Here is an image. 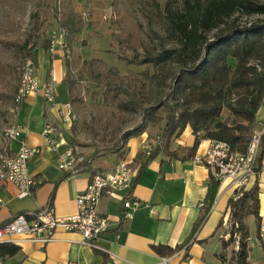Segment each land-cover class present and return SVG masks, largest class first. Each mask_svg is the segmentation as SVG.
Segmentation results:
<instances>
[{"label":"crops","instance_id":"1","mask_svg":"<svg viewBox=\"0 0 264 264\" xmlns=\"http://www.w3.org/2000/svg\"><path fill=\"white\" fill-rule=\"evenodd\" d=\"M56 54L50 58L47 52H38L33 59L34 71L40 82L55 77L56 72L59 79H63V59L59 53ZM57 101L65 102L61 100L59 91ZM47 117L58 122L57 108L45 103L38 92L28 94L15 115L28 144L40 149L28 158L26 168L30 175L41 180V184L30 196L20 198L16 196L17 189L13 184L0 182V198L4 201L0 208V225L18 213H35L47 207L61 216L75 213L76 196L85 188L92 174L99 168H111L117 161L126 160L137 167L131 190L114 196L104 194L98 204V210L109 222V229L100 243L114 256L85 245L77 232L57 229L53 240L45 244L22 237H16L14 243H2L19 248L13 255L0 254L4 264H221V252L229 259L236 251L235 242L222 247V241L227 242L230 238L223 221L229 217L232 190L226 182L220 184L216 181L206 165L193 161L196 154L202 156L205 153L209 139H201L194 155L189 156L195 136L190 126H186L169 143V151L177 156L159 152L147 160L142 152L143 146L148 142L155 143V140L144 130L127 140L123 159L118 154L111 161L93 159L82 170L68 175L69 172L60 170L58 164L70 143L67 135L59 130L54 135L57 147L48 145L43 135ZM263 127L264 96L255 114L253 130L261 132ZM2 146L0 157L13 154L19 143L13 140L4 142ZM261 159L264 163V151ZM255 184L258 187V213L260 221L264 222V164L248 190ZM123 195H129L127 199L139 203L132 218L125 220L121 218ZM244 223L249 237L254 238L259 231L254 215H246ZM154 246L176 250L164 255ZM248 264H264L262 244L256 243L248 248Z\"/></svg>","mask_w":264,"mask_h":264},{"label":"trees","instance_id":"2","mask_svg":"<svg viewBox=\"0 0 264 264\" xmlns=\"http://www.w3.org/2000/svg\"><path fill=\"white\" fill-rule=\"evenodd\" d=\"M175 3L176 0H166L161 18L167 36L176 39L178 45L159 49L146 47L143 53L124 57L128 64L147 65L152 70V73L149 68L143 71L146 82L140 91L119 77H106L105 91L112 95L119 110L139 115L144 122L161 128V138L147 160L159 152L177 156L169 151V143L186 126H190L195 136L189 156L194 155L201 139L225 141L233 149L244 151L264 96V17L242 25L235 15L239 12L246 16H264V0H183L180 10ZM153 5L158 4L153 1ZM60 8L65 25H70L69 0H60ZM212 31L215 33L209 37ZM39 41L37 26L23 43L0 33V46L23 49L26 58H32ZM5 74L18 77L20 83L21 70L16 71L13 63H5ZM119 95L123 97L118 99ZM4 96L11 95L0 92V98ZM112 132L114 140L118 132L116 129ZM140 132L139 128L131 129L116 139L113 147L120 159L125 155L127 140ZM263 151L264 138L261 156ZM258 204L256 184L240 199H230L231 217L237 227L233 225L230 238L222 241V247L234 242L236 233L238 249L229 259L221 252V264H248L249 232L244 217L253 214L259 228ZM18 249L14 244H1L0 254L13 255ZM154 249L164 255L176 250L166 246H154Z\"/></svg>","mask_w":264,"mask_h":264},{"label":"rangeland","instance_id":"3","mask_svg":"<svg viewBox=\"0 0 264 264\" xmlns=\"http://www.w3.org/2000/svg\"><path fill=\"white\" fill-rule=\"evenodd\" d=\"M153 1L158 5H153ZM165 2L69 0L72 12L67 17L70 25H65L60 0H3L0 4V33L3 36L23 43L34 27H38L40 41L32 52L33 59L38 52L46 53L53 34L62 32L66 37L69 54L65 55L61 49L57 51L63 59V79H59L56 72L53 80L56 79L61 100L70 102L74 117L70 124L60 125V131L67 135L70 146L85 153L88 159L111 161L117 154L113 147L116 139L131 129L148 131L157 144L161 138L159 126L144 122L139 115L119 110L112 95L105 91L104 81L106 77H119L140 91L146 82L142 73L149 67L128 64L124 57L143 53L146 47L159 49L161 46L171 48L178 45L176 39L167 36L161 18ZM175 5L182 9L183 0H176ZM235 17L238 23L249 25L264 16H246L238 12ZM214 33L209 32V37ZM25 58L23 49L0 46V92L11 95L0 98L1 151L5 142L4 129L13 117L10 107L19 85L18 77L5 74V63H13L19 71ZM149 71L152 73L150 68ZM122 97L119 95L118 99ZM223 115L226 116L227 112L224 111ZM115 129L117 137L112 140L111 134ZM226 228L230 232V226Z\"/></svg>","mask_w":264,"mask_h":264},{"label":"built area","instance_id":"4","mask_svg":"<svg viewBox=\"0 0 264 264\" xmlns=\"http://www.w3.org/2000/svg\"><path fill=\"white\" fill-rule=\"evenodd\" d=\"M61 49L65 55L69 54V48L62 32L53 34L47 45V55L52 58ZM57 85L53 78L40 82L34 71L33 59L25 58L21 66V78L14 95L10 112L13 117L10 124L4 129L5 142L17 140L19 146L11 155L0 157V182H9L16 189L17 197L30 196L33 190L41 184L37 176L27 172L26 164L29 157L37 154L40 149L28 144L22 135V128L16 121L20 104L25 97L34 92L40 93L44 102L51 107H56L58 122L46 118L43 135L47 138L50 147H57V138L54 136L60 125L69 123L74 117L73 109L69 101H57ZM264 127L261 132L252 131L248 135V142L244 151L233 149L225 141L210 140L205 153L193 157L195 163H202L211 170L216 181L220 184L226 182L231 188L230 199H240L254 182L260 167L264 164L261 159V141ZM159 142V141H158ZM155 143H157L155 141ZM153 142L145 143L143 152L148 156L155 145ZM91 163L85 153H80L75 147L68 146L61 155L58 167L60 170L75 173ZM137 174V167L126 160L117 161L111 168H99L90 177L85 188L76 196V212L70 215H57L51 207H47L35 213H18L7 222L0 225V244L14 243L16 237H22L34 243H48L53 240L55 231L77 232L81 236V242L95 251L113 257L114 254L100 241L109 229L108 218L98 210V204L104 194L114 196L117 193L128 191ZM121 218L130 219L133 212L139 207L138 202H132L123 195L121 197ZM203 203H199L201 206ZM4 201L0 198V208ZM231 210L229 217L224 219L223 225L230 229L237 227L232 220ZM231 231V230H230ZM236 250L238 249L239 235L234 234ZM262 244L264 248V222L260 223L258 234L247 238L248 247L254 244ZM0 264L4 259L0 256Z\"/></svg>","mask_w":264,"mask_h":264}]
</instances>
